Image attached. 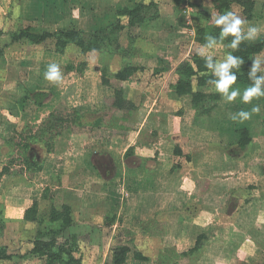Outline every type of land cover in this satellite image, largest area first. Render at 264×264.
I'll use <instances>...</instances> for the list:
<instances>
[{"label": "crops", "instance_id": "1", "mask_svg": "<svg viewBox=\"0 0 264 264\" xmlns=\"http://www.w3.org/2000/svg\"><path fill=\"white\" fill-rule=\"evenodd\" d=\"M138 1L0 0V172L7 167L0 178V247L11 255L0 264H44L19 256L36 236L24 220L33 202L39 214L51 205L70 207L67 229L77 236L73 255L82 264H109L118 245L129 249L126 264H264V98L243 104L237 97L229 104L220 97L209 113L198 114L174 89L178 66L203 44L196 41L194 16L215 17L213 0H155L156 18L119 32L123 57L82 54L72 43L58 52L53 37L38 44L10 38L26 27L88 31ZM253 1L251 19L235 3L229 11L260 28L257 39L264 34V0ZM257 56L264 58V49ZM124 62L137 70L122 82L113 74ZM51 63L60 65L62 84L45 79ZM121 88L133 108L113 106V91ZM40 90L65 106L54 107V99L36 105L32 95ZM82 96L87 99L74 102ZM254 105L261 111L250 120H231ZM51 111L66 121L47 150L48 136L30 137ZM241 128L251 136L245 147L238 144ZM27 155L39 170L26 167ZM200 235L206 238L192 250Z\"/></svg>", "mask_w": 264, "mask_h": 264}, {"label": "trees", "instance_id": "2", "mask_svg": "<svg viewBox=\"0 0 264 264\" xmlns=\"http://www.w3.org/2000/svg\"><path fill=\"white\" fill-rule=\"evenodd\" d=\"M214 7L218 14H223L229 11L230 5L235 3L242 8V12L246 19H251L254 16L255 2L253 0H213ZM158 16L157 3L155 0H140L135 3L127 4L115 10V19L106 25L93 28L88 31L75 28H61L56 31H41L34 32L29 27L23 28L16 33L10 35L11 41L26 38L30 43L38 44L45 41L47 38L53 37L55 40V51L63 52L68 43L76 45L82 54L88 51L97 50L100 53L119 54L121 57L126 55V50L119 44V32L125 26L139 25L147 19H154ZM210 18V17H209ZM125 20V22H123ZM220 28L214 23L204 27H196V41L205 43V37L209 34L218 36ZM86 35L88 38L86 39ZM232 37H228L224 43L230 42ZM264 49V34L255 40H247L241 43L239 49L233 55L240 56L244 59V64L241 66L240 72L237 75V83L234 87H247L250 84L248 80V71L251 66L252 59L256 57ZM225 52L232 51L225 48ZM86 66L85 62L78 64L77 70L80 71ZM71 68V66H67ZM137 70V67L124 62L121 68L116 71L113 76L122 82L128 80ZM104 72V73H103ZM106 71L102 69V83L107 84L105 78ZM208 70L205 67V61L198 54L191 56L189 60L182 62L177 68L178 80L175 83L174 89L177 96H188L190 103L199 114L209 113L219 102L220 95L216 92H205L202 88L210 87L208 80L210 75L206 74ZM195 84L196 88L193 87ZM48 91H36L32 95L33 102L38 106H49L52 104L54 97ZM113 106L118 109L133 108L123 97V88L113 91ZM66 121V117L51 111L46 119V125L40 129V133L33 135L30 138L37 141L40 136H48L45 139L44 145L47 150H53V140L58 135L57 127ZM240 147H245L250 141V133L247 128L238 129ZM23 149L28 148L27 144L22 145ZM24 163L28 168L40 169L38 161L24 157ZM33 169V170H34ZM7 167H4L0 172L1 176L6 172ZM48 217L49 223H45ZM24 220L36 228V236L30 243L29 248L25 252H20V257L34 255L44 260V264H82L81 257H75L73 254L78 252L79 245L77 236L69 232L67 228L72 223L71 209L68 205L62 204L59 208L51 205L45 213L39 214L36 202H33L24 212ZM113 221L107 217L105 225L111 224ZM206 236L200 235L196 240V244L192 250L200 247L201 241ZM128 247L118 245L110 250L109 264H126V254ZM136 256H138L136 254ZM11 255L7 253L5 247H0V261L10 259ZM144 259V257H140Z\"/></svg>", "mask_w": 264, "mask_h": 264}, {"label": "clouds", "instance_id": "3", "mask_svg": "<svg viewBox=\"0 0 264 264\" xmlns=\"http://www.w3.org/2000/svg\"><path fill=\"white\" fill-rule=\"evenodd\" d=\"M212 22L220 28L219 35H207L205 43L197 49V54L205 61V67L208 70L206 74L211 76L208 84L212 85L215 92L229 104L235 102L237 97L243 104H251L254 100L264 98V58L259 56L252 59L248 71L250 84L243 91L239 87H234L237 83V75L245 61L233 53L239 49L242 42L255 39L260 34V28L255 25H247L246 20L233 11L217 14L212 17ZM228 37H232V39L225 44L224 41ZM223 48L232 51L225 52L222 58L217 59L216 50ZM44 77L53 84L62 83L63 75L60 65L49 64ZM260 111V105H254L250 111L241 109L232 114L230 118L234 122L243 123L250 120L253 114H259Z\"/></svg>", "mask_w": 264, "mask_h": 264}, {"label": "rangeland", "instance_id": "4", "mask_svg": "<svg viewBox=\"0 0 264 264\" xmlns=\"http://www.w3.org/2000/svg\"><path fill=\"white\" fill-rule=\"evenodd\" d=\"M194 13H200V12H198V10H197V12L195 11ZM195 17V20L193 21L194 22V24H196L197 26H199V25H203V24H205V25H210V24H213V22H212V17H204V16H194ZM208 22V23H207ZM195 25V27H197ZM135 31V30H134ZM133 33V32H132ZM224 49L225 48H223L222 50H220L221 51V53L224 55V53H225V51H224ZM64 80V79H63ZM66 81V80H65ZM62 84V83H61ZM62 89V88H61ZM60 89V90H61ZM59 90V91H60ZM63 90V89H62ZM59 91L58 90H55V93H58L59 94ZM61 92V91H60ZM74 99H76V97L74 98ZM87 99V97L86 96H82V97H79L78 99H76L74 102H76L77 100H79L78 102H80L81 100L82 101H84V100H86ZM71 102V101H70ZM73 102V101H72ZM54 103H55V106L54 107H62V106H65L64 104L65 103H61V100L58 98V96L54 99ZM66 103H68V102H66ZM93 103V102H92ZM53 104V103H52ZM15 161V160H14ZM20 161H22V160H19V162Z\"/></svg>", "mask_w": 264, "mask_h": 264}]
</instances>
